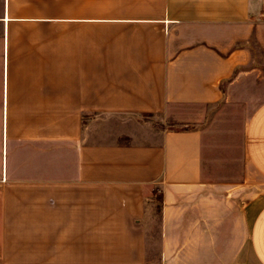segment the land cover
Instances as JSON below:
<instances>
[{
	"label": "crops",
	"instance_id": "crops-1",
	"mask_svg": "<svg viewBox=\"0 0 264 264\" xmlns=\"http://www.w3.org/2000/svg\"><path fill=\"white\" fill-rule=\"evenodd\" d=\"M0 23V264H264V100L240 178L189 128L248 73L264 0H2ZM146 118L185 129L126 130Z\"/></svg>",
	"mask_w": 264,
	"mask_h": 264
},
{
	"label": "rangeland",
	"instance_id": "rangeland-1",
	"mask_svg": "<svg viewBox=\"0 0 264 264\" xmlns=\"http://www.w3.org/2000/svg\"><path fill=\"white\" fill-rule=\"evenodd\" d=\"M1 12L2 0H0V15ZM2 30L3 25L0 23V32ZM261 35V38H257L256 32H254L253 37L246 43L253 54V62L247 68L246 76L241 77L236 85L229 90L224 87V99L219 104L206 107L205 118L197 124L189 126V128L203 132L205 150L211 165L210 172L219 178L234 179L243 173L245 126L253 109L264 100V32ZM1 42L0 38V46ZM125 123L126 130L139 127L141 132L152 129H185V125L182 123L171 121L162 125L158 120L147 118L129 119L125 120ZM251 178L254 182L256 181L253 176ZM244 184L242 182L236 185ZM261 190L264 192V187L254 186L252 196L255 197ZM252 196L246 200H250ZM263 204L264 193L255 199L251 205L253 215ZM152 205L155 209L153 214L149 212V210L151 211L150 208L146 214V238L151 249L158 251L160 239V219L158 216L160 201L158 197L154 198Z\"/></svg>",
	"mask_w": 264,
	"mask_h": 264
}]
</instances>
